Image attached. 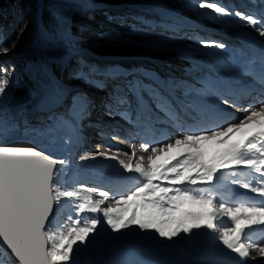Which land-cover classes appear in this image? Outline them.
<instances>
[{
	"label": "snow or ice",
	"instance_id": "snow-or-ice-1",
	"mask_svg": "<svg viewBox=\"0 0 264 264\" xmlns=\"http://www.w3.org/2000/svg\"><path fill=\"white\" fill-rule=\"evenodd\" d=\"M257 3L259 8L250 6L249 10L230 8L220 0H193L191 4L214 23L239 32L243 43L236 51L239 67L242 76L254 82L245 90L247 103L233 98L235 90L209 84L203 90L209 99L166 139L113 134L111 139L126 143L130 151L113 150L109 145L105 151L79 156L80 162L102 158L114 164L115 178L131 183L126 191L113 193L84 183L70 186L66 182L69 158L6 143L15 125L0 120V248L8 256L0 264H77L78 249L113 246L129 234L169 253L178 251L181 244L188 248L207 244L217 254L199 264H264V0H251L252 6ZM55 7L59 26L41 32L38 42L75 52L67 17L60 10L87 6L60 0ZM200 44L228 48L215 40L201 39ZM8 51L0 42V55ZM14 71L0 64V96L6 93ZM100 71L88 66L87 72L80 69L74 74L84 80ZM103 71L112 74L116 70ZM129 87L138 96L141 88L156 96L155 89L140 81ZM42 95V107L53 122L48 131L62 125L65 143L70 145L80 132L79 122L90 101L54 78H49ZM169 115L179 119L175 113ZM224 177L237 198L235 203L220 199L213 190ZM66 205L72 214L58 220ZM221 217H227L230 224L223 225ZM205 232L209 237L202 235Z\"/></svg>",
	"mask_w": 264,
	"mask_h": 264
},
{
	"label": "rangeland",
	"instance_id": "rangeland-1",
	"mask_svg": "<svg viewBox=\"0 0 264 264\" xmlns=\"http://www.w3.org/2000/svg\"><path fill=\"white\" fill-rule=\"evenodd\" d=\"M172 1L173 0H97V3L90 4L88 6L89 9L93 8L98 14L95 19L96 21L87 22L89 24L82 29L80 26L76 27L74 31L75 36H71L75 41L73 44V47L76 49L75 52H70L63 47H59L60 51L66 56L60 74L56 76L45 66H41L40 68H37L35 65L33 66L36 73L42 78L46 77L48 81L32 78L33 80L31 79L29 82L27 73L32 74V71L24 68L22 58L17 57L11 52L4 55L5 58L10 59L16 65L17 72H19L22 83L26 88H23L18 96H12L11 93H5L3 96H0V120L15 125L14 130H10V132H13L12 135H15L14 141L21 143L29 142L39 146L41 149L54 156L69 158V164L66 166V182L70 186L78 187L81 183L87 184L86 177L89 176L97 177L98 180L111 177L115 178L114 170L116 166L104 161L102 158L86 162L79 161L80 155L89 153V151L92 150L81 147V136L83 137L86 132L84 129L81 130L80 128L79 134L73 137L70 145L65 143L67 136L65 135V130L62 125L57 124L52 131H48L49 125L53 124V122L49 120V113L42 107V90L44 86L49 83V78H54L56 81H59L71 92H78L81 95L87 96L91 99L89 100L91 106L96 104V107L103 108L101 107L103 104L111 107L108 103L109 101L104 98L116 94L110 91L112 87L115 92L119 93L125 84L140 81L139 79L132 78L134 74H137L147 81H156L157 79H153L151 76L144 74L150 73L158 79L160 78L157 82L160 83L161 87L165 85V87L172 90V92L182 91L181 93L187 95L191 90L194 91L193 88L202 87L201 84L206 80H203V76L199 75L198 71H195L196 68L203 65L220 72L225 70L223 63H221V60H224L221 57V60H219L215 56L220 54L219 51L216 50L215 52L212 48L201 50L200 40L219 41L216 39L217 34L222 36L225 34H233L237 36V30L230 26L214 23L211 19L206 18L208 15L207 13L201 14L197 9L198 15L191 12L186 13L187 11L185 10L191 7L193 0H182V5L176 4L177 7H174ZM243 1L249 10L251 0ZM76 2L79 3L77 0ZM58 3H60V0L57 1V4ZM251 7L254 8L255 5ZM168 8L170 10L169 12ZM173 8L175 10L171 11ZM84 10H86V8H81L77 10V12H82ZM105 12H110L111 15L107 16L104 14ZM179 12H182L181 15H179ZM165 24L170 25V27H164ZM37 26V22L34 18L26 20L22 30L18 33L16 49H19L22 44L27 41L33 43V35L35 36L36 32H39V27ZM68 29L69 32L70 28ZM183 29H188L189 33H184L182 31ZM76 35H79V37H76ZM170 37L174 40L170 41ZM76 41L81 42V44H76ZM192 54H200L201 61L194 62L195 58L193 59ZM184 56H191V58L189 61H185L182 59ZM81 58L88 59L91 63L96 62L98 68L102 70L96 73V75L104 79H101L102 81L98 83L87 81L86 79H89V77H86L84 82H81L79 79H71L72 73L80 69L79 65L83 62ZM107 69H115L116 71L112 74H104L103 70ZM152 83L153 82L141 81V84L150 87ZM35 85L39 88H34ZM9 89L11 90V88H7L8 92L10 91ZM31 89L34 92L30 93L29 91ZM100 90L103 91L101 92ZM140 90L144 91V94L139 91L140 97H142V99L146 98L144 97L146 90L143 88ZM28 96H30L29 101L24 103ZM154 97L162 101H164L165 98L164 95H161V92H157ZM13 98L23 103L19 108L20 116L22 117L20 123H16V118L7 119L3 109L5 105L1 107L3 103ZM27 115H34L42 124L36 127L29 125L26 121ZM89 116L95 120L93 112L91 114L90 111ZM160 118V120H164L163 118L165 117L160 114ZM95 121L103 123L102 121ZM93 124L97 125V123ZM83 127H86L85 123ZM131 132L132 130H130V133ZM84 139H86V142L94 147V149L95 146L97 148L100 145L98 144L99 142L94 143L88 134L87 137L84 135ZM78 174H81V176H78ZM61 182H65L64 177L61 178ZM114 182L117 183V179ZM100 185L104 186L105 184L103 185L100 183ZM81 191L83 190L81 189ZM93 198L99 199L97 195ZM70 214L72 213L68 205H66L60 212L58 220H64ZM202 235L209 237V233L207 232L202 233ZM130 239L134 240L128 242L127 240ZM142 243L144 242L140 240L137 235L129 234L119 244L113 246L97 245L89 249H78L75 258L77 264H133V261L143 264H145V262L147 264L148 261V264H162L158 262L159 260L151 257V255H156L159 249L156 250V248L146 243L142 245ZM132 249H143V255L147 257L146 259H149L145 261V257H143L141 261L134 260L131 256V254L133 255L134 253V250L133 252L131 251ZM193 249H197L196 251L201 252L203 256L205 255L208 258L217 254L206 244L199 245ZM187 250L192 251L189 249ZM0 259L5 260V257L1 255Z\"/></svg>",
	"mask_w": 264,
	"mask_h": 264
},
{
	"label": "bare ground",
	"instance_id": "bare-ground-1",
	"mask_svg": "<svg viewBox=\"0 0 264 264\" xmlns=\"http://www.w3.org/2000/svg\"><path fill=\"white\" fill-rule=\"evenodd\" d=\"M220 2L226 4L230 8L234 7V6H239V7L243 8L244 10H248V8L245 5L243 0H220ZM35 20H36L37 25H38L37 27H39V32H41V30H42V32L46 31V29L40 24L39 19L37 17L35 18ZM182 31L184 33H186V32L189 33L188 29L187 30L183 29ZM232 31H235V30H232ZM235 36L236 35H233V34H231V35L230 34H225L223 36L220 35V34H217L216 39L221 41V42H224L225 44H226L227 40H230L234 44L235 41L233 39H235ZM169 40L172 41L174 39L172 37H170ZM208 48H212L215 52H216V50L219 51L220 54L219 55H215L219 60H221L220 57L222 59L223 58L234 59L235 53L230 48H227L225 50H221V49H217L215 47H203L202 45L200 47L201 50H208ZM222 55H224V56H222ZM196 57H195L194 61H198V60L201 61L200 59H198V57L196 59ZM218 59H217V61H218ZM221 63L224 64L225 62L221 60ZM219 67H220V65H219ZM150 71H152V70H150ZM195 71H198V74L202 75L203 79L204 78L211 79V77H213V74L215 73V71H213L211 68H207V67H205L203 65H201L200 67L196 68ZM132 78L139 79L140 82L141 81L153 82L152 85H151V88L155 89L156 93L157 92H161V95H164L165 98H164V101L158 100V99H156L153 96V94L151 96V92H149L148 90L143 88L144 90H146V93L149 92L148 93L149 95H147V98H150L151 101L147 102L146 100L144 101V98L142 99V97H140V95L138 96L136 94V92L132 91L130 89V87H129V84H125L123 89L122 90L120 89L121 92H119V93L115 92L113 90V87H112L110 89V91H112V92H114L116 94L115 95H110V96L104 98L105 100L109 101V102L108 101L107 102L111 105V107L106 105V104L101 105V107H103V109H107L109 111H115V112H118V111L122 112L124 110L125 111H130L131 113L130 112H128V113L131 115L132 118H134V121L136 122V128L138 127V125H141V124H143L144 126L148 127L145 130H136V129H134V130H132V133H130V134H128L127 132H123L124 134H126V137L136 136L137 138H146V139L152 140L151 137H152V135L155 134L154 132H157V134H158L159 130L156 127H153V125L157 123V118H159L160 115L154 113V110L152 111V109H154V108H151L150 104H155L156 103L165 112L175 113L179 117L178 120H174V119H172V117H170V122L171 123H169L168 126H170L171 129L162 139H166L169 135H172L174 133L173 130H172V127H173L174 124L180 125V124L185 123L184 122L186 120L185 118L186 117H190L192 113L196 112V110H197L196 107L190 106V105L186 106L187 105L186 103H184L182 101L180 102V101L177 100V98H183L184 100H187L186 98L182 97V95L177 94L176 92H172V90H170L167 87H165V85L163 87H161L160 83L157 82V81H159L160 78L158 80H156V81H153V80H148L147 81V80H144L143 78L139 77L137 74H134L132 76ZM142 85H144V84H142ZM193 89H194V91L191 90V92L189 94H187V97H189L190 95L193 96V98L198 97V94H199L198 93V89L197 88H193ZM100 91L102 92L103 90H100ZM140 91H141V93L144 94V91H142V90H140ZM253 95H254V93H253ZM166 102H168V103H166ZM93 106L96 107V104H93ZM105 112H108V111H105ZM105 117H107V116H105ZM86 119L87 120L85 122V126H86L85 128L90 131V133H91L90 136L94 138V141L97 142V143L99 142L98 144H100V145L97 148L95 146V149H94V147H92L89 143L86 142V139H84V135H85L84 134L83 137L81 136V147L82 148L85 147V148H88V149H92L89 152H95L97 150L105 151V147L111 145L113 150H115V149L129 150L126 143L124 144V146H119L117 144L110 143L111 142L110 140H106L107 137L106 138L105 137H103V138L101 137L104 134H106V135H108V134H111V135H113V134H121L122 131L118 129L119 127H118L116 122L103 124L101 122H96L95 121L96 119L94 120V118H92V117L86 116ZM146 119H148L149 121L151 120L153 125L149 124L146 121ZM93 123H97V125H94ZM176 127H178V126H176ZM82 128L85 129L83 127V125H82ZM12 134H13V132H9V138L6 140V143L10 144L11 142L14 141L13 137L15 135H12ZM209 150H211V149H209ZM119 158L120 159H125V160L127 159V157H125V156H120ZM145 163H147V162H145ZM102 164H103V162H102ZM112 165L115 166L114 164H112ZM78 176H81V174H78ZM115 180H116V178H113V177H111V178H103L101 180H98L97 177H92V176L86 177L87 184L88 183H89L88 185L91 184L90 186H97V187L101 186L102 188H106L107 190H109L110 188H113V190H111V189L109 190L110 192H113V193L122 192V191H126L127 190V187L125 189H123V188L120 187V185L116 186L117 183L114 182ZM100 183H102L103 185L105 184L106 186H102V185H100ZM216 183L217 184L219 183V179L217 180ZM108 185H111V186H108ZM193 190L196 191V190H199V189L198 188H194ZM94 196L96 197V195H94ZM227 201H229L231 203H235L236 202L234 200H227ZM220 219H223V222H222L223 225L230 224V221H229V219L227 217H221ZM133 240L134 239H130V240H127V241L128 242H132ZM142 245H145V242L142 243ZM141 247H143V246H141ZM177 248L179 250L176 251V252H172V253L163 252V251L159 250L156 255H151V257H153L156 260H159L158 262L159 263L161 262L162 264H199V262L209 259L207 256H205V255L203 256L201 254V252L196 251L197 249L195 250L193 248L184 247L182 244L178 245ZM186 248L189 249V250H192V251H188ZM200 248H202V247H200ZM133 250H134V253H133V255L131 254V256L134 258V260H140L141 261V258H143V257H145L144 258L145 261L149 259V258L146 259L147 257L145 255H143V253H142L143 249H136V250L132 249L131 251L133 252ZM211 251H213V250H211ZM0 254L5 257L4 261L8 260V256L6 254H4L2 249H0ZM129 256H130V254H129ZM153 258H151V259H153ZM148 262H147V264H148ZM133 264H143V263H141V262L140 263H135L133 261ZM145 264H146V262H145Z\"/></svg>",
	"mask_w": 264,
	"mask_h": 264
},
{
	"label": "trees",
	"instance_id": "trees-1",
	"mask_svg": "<svg viewBox=\"0 0 264 264\" xmlns=\"http://www.w3.org/2000/svg\"><path fill=\"white\" fill-rule=\"evenodd\" d=\"M57 1L58 0H0V42H2L3 45L9 49L8 52L15 54L17 57H21L23 61L27 62V67L31 64L35 65L37 68L45 66L48 67L49 70L56 76L60 74L62 65L64 64V59L66 58V56H64V54L60 51L59 47L44 46L39 42L31 44L30 41L23 43L19 49H16V47L18 33L22 30L27 19L30 20L34 18L38 6L41 7V13L39 16L40 22L47 29V31L59 26L56 16L57 9L55 7V5H57ZM77 1H79V3H85L84 0ZM91 2L97 3V0H91ZM60 14L67 17L66 27L67 29L70 28L69 33L71 36H75L74 31L77 26H80L82 29L89 24L87 22H94L98 16L96 10L88 12H77V10L73 12H66L64 10H60ZM104 14L107 16L111 15L110 12H105ZM76 37H79V35H76ZM76 44H81V42L76 41ZM82 61L81 65H79L80 69H83L86 72L88 71V66L98 68L96 62L91 63L88 59H82ZM0 64L7 66L10 69L12 67L15 68L11 77V83L7 87L11 88V90L9 89V92L7 90L6 94L11 93L12 96H18L21 93V90L26 87L22 83L20 74L17 72L16 65L10 59L5 58L4 55H0ZM75 72L72 73L71 79H77L74 74ZM96 73L98 72H91L87 76L89 77L87 80L96 79L97 81H100L101 79H104L101 76H97ZM85 79L79 80L84 82ZM29 92L31 93L34 91L31 89ZM29 98L30 96L26 97L24 103L28 102ZM21 104L23 105V103H20L19 100H15L14 98L3 103L1 107L5 105L3 108L6 113L5 117L7 119L16 118V123H20L22 120L19 112V108L22 106ZM26 121L33 127L42 124L34 115H27Z\"/></svg>",
	"mask_w": 264,
	"mask_h": 264
},
{
	"label": "water",
	"instance_id": "water-1",
	"mask_svg": "<svg viewBox=\"0 0 264 264\" xmlns=\"http://www.w3.org/2000/svg\"><path fill=\"white\" fill-rule=\"evenodd\" d=\"M9 144V143H8ZM11 145H16V146H22V147H37V146H35V145H32V144H30V143H21V142H11L10 143ZM37 148H39V147H37ZM0 249H2V248H0ZM3 250V249H2Z\"/></svg>",
	"mask_w": 264,
	"mask_h": 264
},
{
	"label": "built area",
	"instance_id": "built-area-1",
	"mask_svg": "<svg viewBox=\"0 0 264 264\" xmlns=\"http://www.w3.org/2000/svg\"><path fill=\"white\" fill-rule=\"evenodd\" d=\"M41 32H42V30H41ZM41 32H36V34L41 33Z\"/></svg>",
	"mask_w": 264,
	"mask_h": 264
}]
</instances>
